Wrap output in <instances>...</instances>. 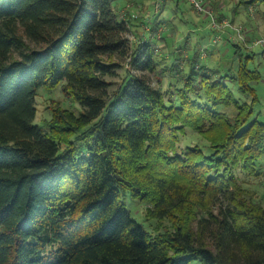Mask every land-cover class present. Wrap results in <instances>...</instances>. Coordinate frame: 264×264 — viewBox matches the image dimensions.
Listing matches in <instances>:
<instances>
[{
  "label": "trees",
  "instance_id": "1",
  "mask_svg": "<svg viewBox=\"0 0 264 264\" xmlns=\"http://www.w3.org/2000/svg\"><path fill=\"white\" fill-rule=\"evenodd\" d=\"M113 1L0 0V264H264V205L240 183L264 163L252 54L233 42L237 66L221 71L194 51L169 98L132 73L108 97L127 52ZM158 24L134 60L151 72ZM62 82L83 110L56 109L46 131L36 92ZM187 128L213 153H178ZM128 195L172 229L147 231Z\"/></svg>",
  "mask_w": 264,
  "mask_h": 264
},
{
  "label": "rangeland",
  "instance_id": "2",
  "mask_svg": "<svg viewBox=\"0 0 264 264\" xmlns=\"http://www.w3.org/2000/svg\"><path fill=\"white\" fill-rule=\"evenodd\" d=\"M204 0L205 5L212 10L217 25H211L208 16L198 14L190 5L189 0H114L113 9L119 20L127 21L128 30L124 33L127 52L115 55V62L119 64L117 74L106 76L110 83L107 96L111 97L119 88L128 73L144 76L150 84L162 89L167 98L169 94L180 86L184 77L188 75V58L194 51L200 55L199 65L204 64L208 69L226 70L228 66H237V58L233 51V42L240 45L246 53L252 54L249 59L251 68H258L262 74L260 82L255 84L260 101L254 106V117L264 122V2L260 0ZM131 15V17H129ZM204 20V21H203ZM158 29L154 40L153 56L154 71L151 72L135 65V57L147 59L145 43L150 35L154 22ZM227 24V25H226ZM164 38V41L162 40ZM263 44V45H262ZM145 51V52H143ZM178 57L179 68L171 71V67ZM236 58V59H235ZM201 63V64H200ZM198 65V64H197ZM64 82L54 88L41 87L35 96L36 116L34 124L44 130L48 129L56 109L69 110L78 114L83 107L68 96L63 90ZM239 97L238 94H235ZM77 146L82 141L72 137ZM199 146L207 155L213 153L210 143L187 128L180 134L177 152L184 153L188 147ZM264 161V157L261 161ZM259 167V174H240L241 187L246 190L249 200L264 205V163ZM131 215L151 234L172 229L170 218L152 219L147 215V204L132 198H123ZM226 201L223 196L210 204L209 208L218 213ZM196 222L193 225L196 227Z\"/></svg>",
  "mask_w": 264,
  "mask_h": 264
},
{
  "label": "built area",
  "instance_id": "3",
  "mask_svg": "<svg viewBox=\"0 0 264 264\" xmlns=\"http://www.w3.org/2000/svg\"><path fill=\"white\" fill-rule=\"evenodd\" d=\"M189 3L193 7V9L196 11V13L208 16L211 20L210 23L213 27L215 28L219 27V25H217L214 15L212 14V10H210L209 7L205 5L204 0H189Z\"/></svg>",
  "mask_w": 264,
  "mask_h": 264
}]
</instances>
